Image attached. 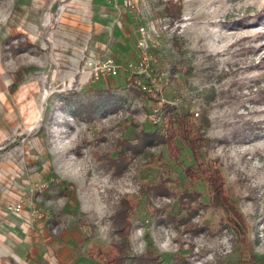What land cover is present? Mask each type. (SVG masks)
Segmentation results:
<instances>
[{"label": "rangeland", "instance_id": "1", "mask_svg": "<svg viewBox=\"0 0 264 264\" xmlns=\"http://www.w3.org/2000/svg\"><path fill=\"white\" fill-rule=\"evenodd\" d=\"M141 1L0 0V209L28 212L69 245L72 264H104L87 249L119 239L124 200L126 264L150 247L160 264H264V0ZM165 19L178 28L161 31ZM141 25L152 29L153 76L165 77L156 105L130 88ZM87 59H113L118 72L96 80ZM163 103L194 114L226 178L222 209L196 183L193 221L206 232L194 237L181 225L188 179L165 146L133 155L119 175L101 166L118 140L152 127ZM179 160L194 162L188 149ZM159 181L171 191L151 192Z\"/></svg>", "mask_w": 264, "mask_h": 264}, {"label": "trees", "instance_id": "2", "mask_svg": "<svg viewBox=\"0 0 264 264\" xmlns=\"http://www.w3.org/2000/svg\"><path fill=\"white\" fill-rule=\"evenodd\" d=\"M169 8V7H168ZM167 8V9H168ZM179 16V15H178ZM264 18V17H263ZM141 77L133 74L131 77L130 88L140 97L146 104L160 103L161 92L155 87L153 91L148 92L140 85ZM84 112V111H83ZM92 113V112H91ZM90 113V116H91ZM161 121L153 123L152 127H142L134 134L133 139L124 138L118 140L116 144L117 156L113 154L103 155L101 166L111 169L115 174H122L133 159V155L151 149L156 146L163 145L167 148L170 158L175 163L182 166L188 184L184 187L183 208L188 213L183 217L181 225L185 231L192 233V236L201 232H206V227L198 226L193 221L196 211L193 207L198 197L203 195L195 189V185L199 181H204L209 187V204L216 208H224V185L226 182L225 175L222 171V165L217 159H213L207 155L211 140L203 131L202 125L197 121L194 114L184 107H176L169 103H163L160 106ZM182 149L191 151L194 162L191 165H184L180 162ZM153 193H166L171 190L163 181L151 185ZM149 201V200H148ZM133 205L130 201L124 200L121 209L113 217V225L115 233L119 235L111 244L109 249L91 246L87 249V255L94 260L100 259L104 264H126L130 259L128 244V229H130L132 220L131 214ZM207 226V225H205ZM160 255L155 253L150 247L145 251L144 255L137 258L138 264H160ZM261 260H251L242 258L237 264H262ZM180 264H185L180 261Z\"/></svg>", "mask_w": 264, "mask_h": 264}, {"label": "crops", "instance_id": "3", "mask_svg": "<svg viewBox=\"0 0 264 264\" xmlns=\"http://www.w3.org/2000/svg\"><path fill=\"white\" fill-rule=\"evenodd\" d=\"M19 217L0 209V264H72L68 244H56L28 212Z\"/></svg>", "mask_w": 264, "mask_h": 264}, {"label": "built area", "instance_id": "4", "mask_svg": "<svg viewBox=\"0 0 264 264\" xmlns=\"http://www.w3.org/2000/svg\"><path fill=\"white\" fill-rule=\"evenodd\" d=\"M128 2L134 7H139L140 4L142 3L141 0H128ZM178 26H179L178 22L171 23L170 21H167L165 19L161 21L160 28L161 31L163 32H173L178 28ZM151 30L152 29L146 25H141L138 28V32L140 35L138 39V47L141 51V59L136 64L135 66L136 71H134V74H137L141 77L139 81V85L148 92L153 91L155 87L157 88L158 87L157 85L160 84L162 80L165 78L164 76H162L159 77L158 80L157 77L154 78L153 76V69L151 66V56L148 50L149 40L151 39V35H152ZM153 34L158 35V31L153 30ZM85 63H86V65L84 66L85 70L87 67L93 66V74L96 80H99L102 76H115L118 72L117 70L118 66L113 59H107L104 62H94L91 59H87ZM150 118L153 121V123H159L161 121L160 107L150 115ZM11 209L16 210L18 212L21 210V205L13 206L11 207Z\"/></svg>", "mask_w": 264, "mask_h": 264}]
</instances>
